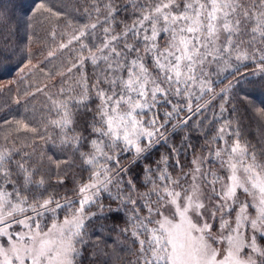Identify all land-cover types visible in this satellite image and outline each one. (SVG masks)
Here are the masks:
<instances>
[{
  "label": "snow or ice",
  "instance_id": "snow-or-ice-1",
  "mask_svg": "<svg viewBox=\"0 0 264 264\" xmlns=\"http://www.w3.org/2000/svg\"><path fill=\"white\" fill-rule=\"evenodd\" d=\"M85 3L58 46L75 86L43 135L14 122L65 159L0 144V264H264V130L246 139L232 105L264 92V0ZM34 5L0 0V57L31 56L9 37L36 17L66 18Z\"/></svg>",
  "mask_w": 264,
  "mask_h": 264
},
{
  "label": "trees",
  "instance_id": "trees-1",
  "mask_svg": "<svg viewBox=\"0 0 264 264\" xmlns=\"http://www.w3.org/2000/svg\"><path fill=\"white\" fill-rule=\"evenodd\" d=\"M34 2L35 0H2V7L10 10L12 4L15 3L29 9L34 8ZM36 2L38 3L39 0ZM44 2L47 7L52 9L53 13L62 12L66 18L57 20L54 15L45 12L35 18L30 30L22 29L19 34L9 37L10 47L26 48L31 52V56L29 57L25 53L22 58L21 53L17 51L11 60L0 57V84L4 85L0 88V144H3L4 138L8 137L15 141L17 148L27 152L31 151L30 146L35 142L37 154L45 157L44 168L47 169L46 158L48 156L52 157L53 162L63 160L65 157L50 151L49 145L40 140L36 134L23 130L17 133V125L14 122L24 120L31 127H36L40 131V135H43L42 129L49 116L47 111V106L50 103L49 97L62 99L63 97L57 96L60 88L75 86L74 82L78 79L79 73L75 69L71 73L67 72V69L71 67L73 53L70 48L58 50V46L62 42H67L73 28L85 22L81 14L86 3L85 0H44ZM15 14L17 17L21 15L19 7L16 8ZM14 23L15 21H13ZM53 31L57 34L55 39L51 35ZM50 51L55 52V56L52 58L48 57ZM29 58L36 67L31 68V71L25 69L23 73L25 78L21 81L18 79L20 68L24 67ZM248 70L250 69H241L242 72ZM89 71H91L90 68ZM61 73L64 75L62 76ZM8 81L15 83L9 84ZM227 83L228 81L225 80L218 84L217 91ZM232 105L236 107V113L233 116L239 119L245 138L255 144L260 138L261 131L264 130V117H261L257 112V109L264 108V92H257L249 98L247 106L237 100H233ZM52 132L53 130L49 129V133ZM163 150L161 149V151ZM77 163H79L78 160ZM52 171L55 172L54 165ZM71 171L77 172L78 169L74 168ZM52 179H56L55 175ZM65 186L72 187L70 179L66 181ZM56 191L62 194L64 188H57ZM121 255H125V253H121Z\"/></svg>",
  "mask_w": 264,
  "mask_h": 264
}]
</instances>
